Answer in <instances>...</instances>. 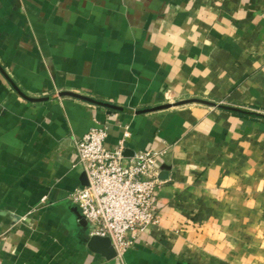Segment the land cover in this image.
<instances>
[{"label":"crops","instance_id":"1","mask_svg":"<svg viewBox=\"0 0 264 264\" xmlns=\"http://www.w3.org/2000/svg\"><path fill=\"white\" fill-rule=\"evenodd\" d=\"M103 128L165 151L112 260L68 200ZM0 264H264V0H0Z\"/></svg>","mask_w":264,"mask_h":264},{"label":"built area","instance_id":"2","mask_svg":"<svg viewBox=\"0 0 264 264\" xmlns=\"http://www.w3.org/2000/svg\"><path fill=\"white\" fill-rule=\"evenodd\" d=\"M108 137L106 128L92 129L76 142L73 167L83 169L88 183L71 191L68 200L87 221V234L109 238L121 258L160 222L154 208L165 151L146 149L126 157L125 144L131 134L125 131L114 148L106 146Z\"/></svg>","mask_w":264,"mask_h":264},{"label":"water","instance_id":"3","mask_svg":"<svg viewBox=\"0 0 264 264\" xmlns=\"http://www.w3.org/2000/svg\"><path fill=\"white\" fill-rule=\"evenodd\" d=\"M68 95L75 96V97L82 98V99H86L83 96H80L77 94H68ZM166 108H169V106H159L157 108L152 109L151 111H158V110H163ZM124 155L126 157H133L135 155L134 146L132 144H130V143L125 144ZM163 176H165V174L162 173L160 176L161 180H163ZM82 183H83V185H87V183H88V180H87V177L85 174L82 176ZM73 212H74L75 216L77 217L81 227L84 230V233H85L84 240L88 244L89 248L91 250H93L94 252L103 255L104 257H106L107 260H112V259L116 258L117 253H116V251L112 245L111 240L109 238L90 237L87 234V230H88L87 221L80 214L78 207H73Z\"/></svg>","mask_w":264,"mask_h":264}]
</instances>
